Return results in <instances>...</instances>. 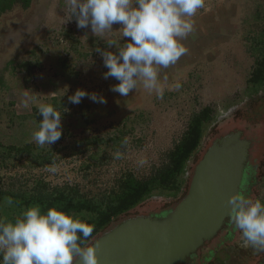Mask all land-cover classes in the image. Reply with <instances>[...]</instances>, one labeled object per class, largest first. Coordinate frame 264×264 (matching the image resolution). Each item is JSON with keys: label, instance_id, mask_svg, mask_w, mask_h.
<instances>
[{"label": "rangeland", "instance_id": "rangeland-1", "mask_svg": "<svg viewBox=\"0 0 264 264\" xmlns=\"http://www.w3.org/2000/svg\"><path fill=\"white\" fill-rule=\"evenodd\" d=\"M191 19L194 32L182 40L186 54L165 72L160 69V98L142 84L121 96L111 91L119 81L104 79L108 69L96 48L105 50L108 40H130L122 39L119 23L112 32L94 35L90 26L77 27L66 0H30L27 6L14 0L1 11L0 195L64 192L94 205L106 203L125 178L145 180L166 167L193 119L210 108L211 120L203 124L200 144L184 165L178 190L152 191L114 218L88 246L123 221L173 209L187 194L208 148L237 131L250 144L243 194L264 201V83L254 89L247 84L264 52V0H205ZM78 89L107 102L86 96L73 104L68 97ZM32 97L61 113L62 135L49 146L32 138L42 120ZM117 151L122 153L119 159L114 157ZM49 166L56 171H48ZM18 215L0 200V217ZM210 248L216 250L206 259ZM189 264H264V252L245 247L232 225Z\"/></svg>", "mask_w": 264, "mask_h": 264}, {"label": "clouds", "instance_id": "clouds-1", "mask_svg": "<svg viewBox=\"0 0 264 264\" xmlns=\"http://www.w3.org/2000/svg\"><path fill=\"white\" fill-rule=\"evenodd\" d=\"M66 4L78 28L90 26L94 35H103L119 23L122 39L130 38L124 43L108 40L103 51L96 48L108 69L104 79L114 77L119 81L111 91L128 96L142 84L149 93L162 98L160 69L176 64L186 54L182 40L194 32L191 18L205 6V0H66ZM113 47L115 51L108 50ZM180 87L175 84L177 90ZM86 96L93 102H107L103 96L81 89L68 99L79 104ZM30 99L38 103L42 116L32 138L40 146H49L62 135L61 113L51 104ZM121 155L117 151L114 157L119 159ZM48 171L55 172V166H49ZM4 199L7 205L13 204L11 197ZM228 204L230 223L240 231L244 246L264 252V201L238 193ZM93 231L94 225L80 216L57 207L45 213L39 205H33L14 220L0 217V264H98L95 247L87 244Z\"/></svg>", "mask_w": 264, "mask_h": 264}, {"label": "water", "instance_id": "water-1", "mask_svg": "<svg viewBox=\"0 0 264 264\" xmlns=\"http://www.w3.org/2000/svg\"><path fill=\"white\" fill-rule=\"evenodd\" d=\"M249 147L240 131L217 140L196 165L187 194L173 209L160 218L128 219L93 240L98 264L185 263L230 219L228 200L245 187Z\"/></svg>", "mask_w": 264, "mask_h": 264}, {"label": "trees", "instance_id": "trees-1", "mask_svg": "<svg viewBox=\"0 0 264 264\" xmlns=\"http://www.w3.org/2000/svg\"><path fill=\"white\" fill-rule=\"evenodd\" d=\"M25 6L30 0H21ZM14 0H0V12L8 8ZM264 83V52L256 62V66L247 79V84L254 89ZM212 110L205 108L196 116L189 125L188 130L183 135L179 144H177L169 154V164L159 170L157 174L148 179L137 181L132 176L122 180L119 185V191L108 198L106 203L94 205L90 201L74 199L66 193H56L53 196L31 195L13 196L7 193L0 195V200L4 197H11L13 204L9 209L20 214L25 208L33 205H39L42 212L51 207H57L65 213H71L80 216L81 219L94 225V231L88 238L87 243L98 235L114 218L128 212L136 206L144 197L148 196L154 190H164L169 192L177 191L179 188V177L183 172L185 163L191 157L192 153L198 148L202 137L203 124L211 120ZM81 214V215H80ZM86 214V216H85ZM13 216H8L7 220H14ZM227 222V221H226ZM190 261L188 260L187 263Z\"/></svg>", "mask_w": 264, "mask_h": 264}, {"label": "flooded vegetation", "instance_id": "flooded-vegetation-1", "mask_svg": "<svg viewBox=\"0 0 264 264\" xmlns=\"http://www.w3.org/2000/svg\"><path fill=\"white\" fill-rule=\"evenodd\" d=\"M221 139V138H220ZM217 140H219V139H217ZM217 140H215L214 141V143L215 142H217ZM213 143V144H214ZM249 165V163L247 164V166ZM249 169V168H248ZM247 169V172H249V170ZM245 190H246V188L242 191V193L243 192H245ZM165 212H162L161 214H159V215H152V216H150V217H153V218H160V217H158V216H160V215H162V214H164ZM229 226H232V224L230 223V219H228L227 220V222L224 224V226H223V228L221 229V231L224 229H227V228H229ZM221 231H219V233L221 232ZM218 233V234H219ZM217 234V235H218ZM217 237V236H216ZM214 239V238H213ZM212 239V240H213ZM212 240H210V241H208V242H206L201 248H199L198 250H197V252L195 253V254H193V255H191V256H189L187 259H186V261H185V263H183V264H189V263H193L194 261H195V259L197 258V256H198V252L203 248V247H205L206 245H207V243H210ZM215 250L216 249H214V248H210V249H208V251H207V256H205L204 258H206V259H209L210 258V255H212L213 254V252H215ZM203 256V255H202ZM190 261L189 263H187V261Z\"/></svg>", "mask_w": 264, "mask_h": 264}, {"label": "crops", "instance_id": "crops-1", "mask_svg": "<svg viewBox=\"0 0 264 264\" xmlns=\"http://www.w3.org/2000/svg\"><path fill=\"white\" fill-rule=\"evenodd\" d=\"M164 72H165V69H164Z\"/></svg>", "mask_w": 264, "mask_h": 264}]
</instances>
